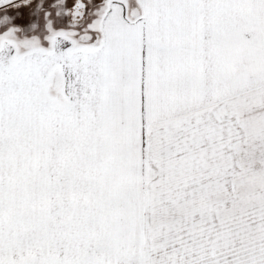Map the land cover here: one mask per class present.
I'll use <instances>...</instances> for the list:
<instances>
[{
  "label": "snow or ice",
  "instance_id": "snow-or-ice-1",
  "mask_svg": "<svg viewBox=\"0 0 264 264\" xmlns=\"http://www.w3.org/2000/svg\"><path fill=\"white\" fill-rule=\"evenodd\" d=\"M0 264H264V0H0Z\"/></svg>",
  "mask_w": 264,
  "mask_h": 264
}]
</instances>
